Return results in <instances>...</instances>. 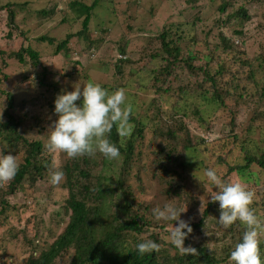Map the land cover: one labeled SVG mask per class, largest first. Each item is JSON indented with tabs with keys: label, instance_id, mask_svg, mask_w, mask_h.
Wrapping results in <instances>:
<instances>
[{
	"label": "trees",
	"instance_id": "obj_1",
	"mask_svg": "<svg viewBox=\"0 0 264 264\" xmlns=\"http://www.w3.org/2000/svg\"><path fill=\"white\" fill-rule=\"evenodd\" d=\"M1 1L0 149H3L4 154L11 152L16 155L25 151L27 153L18 159L20 167L15 178L10 183L0 186V216L15 206L11 204L10 197L28 188H35L38 184L47 187L50 194L56 193L60 188L68 189L65 210L69 214V221L65 223V228L52 243L43 242L47 247L34 243L31 251L28 254L25 253L28 257L24 264H56L62 255L69 252H72L73 256L68 264H233L230 254L235 245L241 242L244 226L239 222L229 228L220 225L219 203L211 202V196L217 189L211 182L197 177L190 168L194 157L197 156L196 153L210 152V145L218 141L215 138L209 141L204 137H198L195 142L189 138L183 143V153L176 157L173 154L178 150V146L162 150V153L159 150L158 154L160 160L158 164L161 163V158L166 163L164 164L166 167H162L164 168V196L168 198V201L173 199L174 206L187 209L184 216L183 213L181 214V219L190 216L193 232L185 240V246L191 244L198 250V255H181L169 242V232L158 231L160 227L171 230L174 221L156 220L152 214L153 209L147 212L150 217L131 211L132 206L129 200V196L133 195L131 185L136 184L128 183L127 176L130 173L129 170L133 168L137 136L142 134V126H145L144 121L134 114L130 120L133 130L129 136L120 137L115 127L111 132L110 139L120 148L119 159L109 160L100 153L94 157L84 156L72 159V165L66 162L61 167L66 175V182L58 186L50 183L49 170L55 166V162H53L52 154L45 147L47 132L38 133L34 130L44 124L40 121L52 125L57 119L54 101L58 94L84 86L79 83L72 85L71 79L77 74L75 68L82 62L72 57L71 42L74 38L85 42L86 52L93 55L103 47L104 40L112 33L111 26L107 24L109 22L103 18L101 28H94L98 34L97 39L91 38L90 33L93 19L98 15L97 10L101 8V3H107L108 0H94L91 4L84 0H71L68 3L70 12L72 11V16L81 21L82 26L77 34H69L63 40L52 33L37 31L45 17H53L58 13L55 7L40 10L39 17L37 16L38 21L34 20L33 14L32 16L27 14L25 20L22 18L17 20L19 13L21 17L24 16V13L20 12L19 0L10 5L8 2L4 5ZM231 1L236 4V0H209V5L203 11L207 13L208 7H214L215 12H218L215 16L211 15L213 11L208 16L202 14V8L207 5L204 3L194 4L195 12L193 13L188 9L184 12V9L180 8L176 13L171 14L168 22L155 34L150 33L153 28H147L146 32L143 29L131 28L133 30L131 35L121 38L124 46H120V55L111 56V64L115 67L131 64L136 66L140 73L138 65L143 63L141 72L148 71L146 77L151 74V80L155 79V81L169 77L172 79L170 84H174L175 76L173 75L176 71L180 75L178 76L180 84L177 87L181 89V92L189 94V88L192 92L200 91L199 95L204 96L212 92V98L216 99L215 101L221 106H225L224 95L221 93L218 80L228 76L233 82L243 80H238V75L241 68L245 71L247 67H251L246 76V79H250L255 75L254 61L264 63V46L262 45L261 53L254 52L251 56L245 42L246 33L241 28L253 20L249 8L256 0H249L250 4L244 2L238 7L231 5ZM188 2L193 3L194 0H188ZM230 7H233L235 11L224 15ZM263 14V9L258 11L260 17ZM63 18L65 22H70V17ZM159 18L161 17L154 18L153 22ZM208 20H212L213 25H207ZM229 26L234 27L231 32L226 29ZM32 32L34 37L29 40ZM137 38L145 40L140 46L143 47L135 53L136 55L127 53L126 46L132 45ZM47 51L54 53L53 58L48 61L43 71H38L35 77H31L29 65L32 63V69L42 65L45 56L43 53ZM128 54L131 58L127 56ZM230 56L232 58L228 62L227 58ZM201 60L205 61V66L197 65V61ZM104 61L102 60L103 63ZM69 66L72 70H69ZM210 66L214 69H209ZM194 71L195 77H193ZM54 75L59 76L58 80H53ZM115 75L123 76V73ZM190 77L198 80L206 77L212 84L206 87L203 81H200L196 86ZM23 81L25 84L29 81L37 83L36 85L43 90L42 95L48 108L45 114L28 117L19 115L17 108L19 109L26 99L23 97L25 91L34 85L30 84L25 88V85H21ZM65 85L68 87H64ZM112 85L108 84L110 90L115 91L120 88L126 90V86L132 84L130 82L127 85L126 83ZM155 87L156 85L153 89ZM135 88H141L139 83ZM173 88L174 85L166 89L171 91ZM160 93H163V96H159ZM165 93H167L166 90L156 87L152 101H163L166 98ZM225 94L230 95V92L225 91ZM258 94L262 105L264 86ZM136 96L137 101L140 100L141 96L139 94ZM182 97L185 96L176 99L177 106H180ZM233 108L234 105L231 106V109ZM229 112L231 113V110ZM46 117L47 121H45ZM253 121L256 124L251 125L246 133L251 134V137L243 141L239 132L243 125L231 114L229 129L241 150L239 153L231 151L227 157L215 154V166L219 167L215 170L225 181L233 182V175H235L239 182L253 190L256 193L253 207L257 215L264 218V108L256 109ZM259 129L262 131V137L253 138L252 135H257ZM210 131L207 130V133ZM232 136L228 135V140ZM114 162L122 166L117 174L110 169ZM164 165L161 164V166ZM99 168L101 172L95 174ZM136 178L139 182L143 181L140 174H137ZM112 207L114 211H110ZM156 207L157 205L154 206ZM131 235H144V238L132 243L128 240ZM145 239L157 242L160 245V251L139 254L136 245ZM260 251L261 258L264 259V237L261 238Z\"/></svg>",
	"mask_w": 264,
	"mask_h": 264
},
{
	"label": "rangeland",
	"instance_id": "obj_2",
	"mask_svg": "<svg viewBox=\"0 0 264 264\" xmlns=\"http://www.w3.org/2000/svg\"><path fill=\"white\" fill-rule=\"evenodd\" d=\"M15 1L17 0H11V2L10 0H2L1 2L4 5L8 2L10 5ZM70 1L19 0V8L20 12L26 15L30 14L32 16L33 14L34 20L38 21L37 16L39 17L38 12L40 10H48L55 7L59 14L56 13L53 17H45L37 31L39 33H52L58 39L63 40L69 34H77L82 26L81 21L72 16V11L70 12V7L68 6ZM84 1L91 4L94 0ZM244 2L249 3V0H236V4L231 1V5L238 7L243 5ZM202 3L207 4H203L204 8L201 10L204 16H208L212 11L211 15L215 16L218 13L215 12L214 7H208L206 9L207 13L203 11L209 5V0H194L193 3H189L188 0H108L107 3H101L102 9L97 10L98 15L93 19L90 33L91 38L97 39L98 34H96L97 32L94 28H101L103 18L106 22H109L107 24L111 26L112 33L104 40L103 47L93 55L86 52L85 42L80 41L78 38H74L71 42L73 47L72 57L82 62L81 65L75 68L79 76L75 73L76 76L74 75L71 79L72 85L79 83L83 86L88 82H95L113 92L110 90L108 84H113L112 86L120 83H126L127 85L131 82L132 84L131 86L125 85L128 102L133 106V114L142 119L145 126H142V134L137 136L133 168L129 170L130 173L127 179L129 180L128 183L136 184L131 185L133 187V195L129 196L132 206L131 211L144 217L149 216V211L154 209L155 205L163 207L166 204L173 205L174 203L173 199L168 201V198L163 193L165 189L163 169L166 167V163L161 158V154V163L158 164L160 161L158 157L159 150L162 153V150L178 146V150L173 154L176 157L178 154L183 153V143L189 138H192L193 142L198 137H204L209 141L213 138L217 139L218 141L210 145L211 150L209 153H196L197 156L194 157V161L190 167L191 172L195 173L197 177L210 182L205 172L209 168H219L215 166L216 155L221 154L227 157L231 151L239 153L241 150L234 141L229 129L231 114L237 117V122L243 125V128L239 132H241L240 135H242L244 141L249 140L251 137V134H246L248 133L247 129L251 125L256 124L253 121L256 109L262 110L264 108V102L261 105L258 94L264 86V63L262 64L260 61H254L255 75L250 79H246V76L251 67H247L245 71L242 68L240 69L238 80H243L237 82H233L229 76L219 77L218 82L221 86V93L224 95L225 106H221L219 102L215 101L216 99L212 98V92L208 96L199 95L200 91L192 92L190 88L188 89L190 91L189 94L181 92V89L177 87L180 84V81H178V76L180 75L176 71H174L173 75L175 76L174 84H170L172 79L169 77L159 81H155V79L151 80V74L146 77L148 71L141 72L142 67H144L143 63L138 65L140 73L138 68L131 64H123L121 67H115L111 64V56L117 57L120 55V46H124L121 38L131 35L133 31L131 28L143 29L144 32H146L147 28H153L150 33L155 34L168 22L171 14L176 13L180 8L184 9V12L188 9L189 12L193 13L195 12L193 5H202ZM261 9L264 11V0L253 1L249 8V12L252 14L251 19L253 20L241 27L246 33L245 42L247 44V51L251 52V56L254 55V52L261 53L262 45L264 46V14L261 17L258 15V11ZM100 11L103 12L100 13ZM231 11H235L233 7H230L224 15H227ZM65 16L71 18L70 22L64 21L63 17ZM158 16L161 18L153 22V19ZM208 24L213 25L212 20H208ZM233 28V26L226 27L230 32ZM36 34L38 33L36 32ZM139 34L143 33L139 32ZM33 37L34 33L32 32L28 39L31 40ZM144 42L145 40L142 38L135 39L132 45L128 44L126 46L127 53H138L143 47L140 46ZM43 54H45L43 57V62H45H42V65L33 69L32 63L29 65L28 68L31 67V70H29L31 77H35L38 71H43L45 65H48V61L54 55L51 51ZM127 56L131 58L129 54ZM231 58L232 56L228 57L227 61H231ZM102 60H105L104 63ZM197 65L205 66L206 64L204 60H201L197 61ZM212 67L210 66L209 69L213 70L214 68ZM69 70H72L71 66H69ZM116 73H123V76H117L115 75ZM195 73L194 71L193 77H195ZM58 78V75H54L53 80H58ZM192 81L195 82L196 86L200 81H203L206 87H210L212 84L206 77L199 80L192 78ZM138 83L141 86L140 89L135 88ZM30 84L34 83L30 81L26 84L24 81L21 83L22 86L25 85V88ZM36 84L31 89L28 87L25 91L23 97L28 102L19 109L17 108L20 116L43 115L48 110L42 95L43 90ZM154 85L167 91L165 93L166 98L163 101H152V96L155 94L156 89V87L153 89ZM173 85L174 88L171 91L166 89ZM64 87L68 86L65 85ZM225 91H229L230 95L225 94ZM136 94L141 96L138 101ZM159 96H163V93H160ZM181 96L185 97L180 99V106H177L176 99ZM232 105H234L233 109H231ZM230 110L231 113L229 112ZM47 119L46 117L45 121ZM40 122L44 124L40 128H36L34 132H47L48 141L51 125L44 121ZM207 130L211 131L207 133ZM261 134L262 131L259 129L257 135H252V137L260 139L262 137ZM228 135L232 136L229 140ZM51 154L55 166L60 169L66 162L68 165L73 164V160L63 153L55 152ZM162 163L165 165L161 166ZM121 167L114 162L112 167L110 166V169L114 170V173L117 174V171ZM100 172L101 168L96 170L95 174H99ZM137 174L142 175L144 182L137 181ZM233 178L234 183L239 182L237 176L233 175ZM66 180L65 175L63 182H66ZM39 185L35 188H28L26 191L23 190L10 197L11 204L15 206L0 216V257H2L0 264H24L28 257L25 253L28 254L31 251L34 243L47 247L43 242L52 243L55 237L65 228V223L69 221V214L65 210V199L68 196V189L60 188L56 193L50 194L47 187ZM110 211H114V207L110 208ZM184 215L185 213H183ZM182 219L191 221L190 216L182 217ZM158 231L162 233L170 232L168 228L164 227H160ZM143 238L144 235H131L128 240L136 243L139 239L142 240ZM72 254V252L65 253L57 260L56 264H68L73 256Z\"/></svg>",
	"mask_w": 264,
	"mask_h": 264
},
{
	"label": "clouds",
	"instance_id": "obj_3",
	"mask_svg": "<svg viewBox=\"0 0 264 264\" xmlns=\"http://www.w3.org/2000/svg\"><path fill=\"white\" fill-rule=\"evenodd\" d=\"M19 18L25 20L26 14L21 17L19 13L17 20ZM78 101L81 103L78 104ZM27 102L25 99L23 106ZM54 105L57 119L50 126L45 145L49 152L63 153L69 159L94 157L97 153L109 160L120 158V148L110 139V135L114 127L122 138L129 136L133 130L130 123L133 106L128 102L125 89L110 92L99 83L88 82L83 87L58 94ZM26 153L27 151L18 153L16 157L11 152L4 154L3 149H0V186L15 178L20 167L18 158L21 159ZM205 175L217 189L211 196V202L219 203L220 225L229 228L239 222L245 229L241 242L231 251L230 260L233 264H264L260 251L261 238L264 237V218L258 216L253 207L256 193L242 182L225 181L214 168L207 169ZM49 177L50 183L58 186L64 181L65 173L53 166L49 170ZM186 211L187 209L166 204L154 208L152 214L158 221H174L169 232V242L181 255L194 256L198 255V250L191 244L185 246V240L193 232L190 220L181 219V214ZM136 249L139 254L144 255L159 252L160 245L151 239H145L136 245Z\"/></svg>",
	"mask_w": 264,
	"mask_h": 264
}]
</instances>
